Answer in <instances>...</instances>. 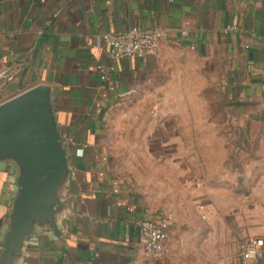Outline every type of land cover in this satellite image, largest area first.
I'll return each mask as SVG.
<instances>
[{"label":"crops","instance_id":"obj_1","mask_svg":"<svg viewBox=\"0 0 264 264\" xmlns=\"http://www.w3.org/2000/svg\"><path fill=\"white\" fill-rule=\"evenodd\" d=\"M136 26L166 32L159 50L111 58L105 35ZM35 86L62 172L50 186L42 173L46 202L19 224L24 157L0 151V264H175L196 254L197 223L148 193L165 174L173 191L228 178L225 127L264 120V0H0V116ZM164 215L168 252L147 260L139 222Z\"/></svg>","mask_w":264,"mask_h":264},{"label":"rangeland","instance_id":"obj_2","mask_svg":"<svg viewBox=\"0 0 264 264\" xmlns=\"http://www.w3.org/2000/svg\"><path fill=\"white\" fill-rule=\"evenodd\" d=\"M246 130L225 127L229 138L235 136L227 138L229 156L221 161L228 178L213 175L209 181H194L173 191L161 189L173 178L165 174L160 176L163 183L149 191L156 210L197 223L196 254L180 256L175 264H243V243L256 236L264 239V120ZM204 203L214 207L206 220L198 212ZM256 264H264V253Z\"/></svg>","mask_w":264,"mask_h":264},{"label":"water","instance_id":"obj_3","mask_svg":"<svg viewBox=\"0 0 264 264\" xmlns=\"http://www.w3.org/2000/svg\"><path fill=\"white\" fill-rule=\"evenodd\" d=\"M0 151L15 148L24 157V205L19 224L39 204H44V182L48 184L61 175L62 156L56 148V137L47 110V95L43 86H35L12 97L1 108ZM18 224V225H19Z\"/></svg>","mask_w":264,"mask_h":264},{"label":"built area","instance_id":"obj_4","mask_svg":"<svg viewBox=\"0 0 264 264\" xmlns=\"http://www.w3.org/2000/svg\"><path fill=\"white\" fill-rule=\"evenodd\" d=\"M174 0H171L173 2ZM237 25H229L226 32L236 30ZM167 34L160 28L132 27L125 32L107 34L104 39L107 45L108 54L113 59L135 56L143 58L155 54ZM102 88L114 91L110 83L109 71L102 65L96 66ZM81 151H83L81 149ZM202 219H207L206 205L200 204ZM170 216L164 215L159 219L145 218L140 220L138 225V243L142 256L145 259H162L168 252L167 237L169 231ZM264 253V239L252 237L247 239L241 248V260L243 264H256Z\"/></svg>","mask_w":264,"mask_h":264}]
</instances>
